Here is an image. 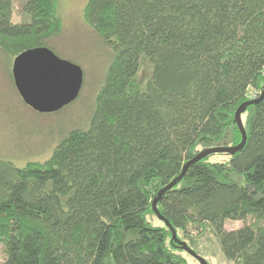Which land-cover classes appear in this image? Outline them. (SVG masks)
I'll return each instance as SVG.
<instances>
[{"label": "trees", "instance_id": "obj_1", "mask_svg": "<svg viewBox=\"0 0 264 264\" xmlns=\"http://www.w3.org/2000/svg\"><path fill=\"white\" fill-rule=\"evenodd\" d=\"M59 7L28 0L15 24L0 0V52L53 51ZM83 17L113 59L88 128L42 163L0 161V264H187L152 204L202 150L242 142L236 112L264 89V0H89ZM242 120L243 150L191 166L158 210L199 256L210 233L228 262L264 264V98Z\"/></svg>", "mask_w": 264, "mask_h": 264}, {"label": "rangeland", "instance_id": "obj_2", "mask_svg": "<svg viewBox=\"0 0 264 264\" xmlns=\"http://www.w3.org/2000/svg\"><path fill=\"white\" fill-rule=\"evenodd\" d=\"M27 1L12 0L13 23L30 21L23 10ZM88 2L89 0H60L59 12L63 29L58 36L47 41V46L61 59L77 64L84 73L79 97L61 111L41 114L27 106L12 79L15 59L0 52V161L20 167L30 162L42 163L52 156L56 146L70 131L88 128L96 95L114 55L113 50L84 21L83 11ZM228 158L226 154H218L211 156V161L226 162ZM150 220L154 225H161L152 216ZM243 226L242 222L228 221L225 229L235 231ZM174 245L179 248L176 243ZM200 245L202 257L209 264H232L224 258L217 240L210 233L205 234ZM182 255L187 264H199L186 252ZM3 259L4 254L0 250V263Z\"/></svg>", "mask_w": 264, "mask_h": 264}, {"label": "water", "instance_id": "obj_3", "mask_svg": "<svg viewBox=\"0 0 264 264\" xmlns=\"http://www.w3.org/2000/svg\"><path fill=\"white\" fill-rule=\"evenodd\" d=\"M12 75L15 87L23 102L41 114L56 113L72 104L79 97L84 83V73L80 66L61 59L47 47L27 50L17 56L13 62ZM264 98V89L259 98L242 105L236 112L235 122L242 134V142L236 147H216L201 151L187 163L182 175L163 189L153 201V212L172 232V241L199 264H209L195 253L185 242L178 239L170 223L160 214L158 204L163 195L173 189L185 176L189 168L200 161L218 154L235 155L243 150L247 141L242 116L248 107L258 104Z\"/></svg>", "mask_w": 264, "mask_h": 264}]
</instances>
